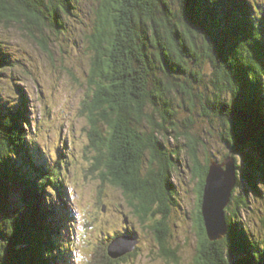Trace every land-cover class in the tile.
I'll use <instances>...</instances> for the list:
<instances>
[{
    "label": "trees",
    "instance_id": "1",
    "mask_svg": "<svg viewBox=\"0 0 264 264\" xmlns=\"http://www.w3.org/2000/svg\"><path fill=\"white\" fill-rule=\"evenodd\" d=\"M81 2L0 0V27L16 29L46 48L52 35L66 31ZM91 8L94 28L85 40L92 52L93 93L83 113L91 123L96 152L92 170H101L105 180L122 188L142 223L153 218L154 205L163 207V198L176 190L172 169L181 164L177 150L170 153L155 139V133L167 128L148 111L154 109L169 121L175 118L170 92L187 95V111L194 113L199 106L211 126H223L226 157H233L238 167L237 186L243 180L250 191L242 196L240 189L239 194L234 190L226 209L228 233L211 242L201 207L213 159L201 163L198 139L183 123V136L194 144L190 170L199 180L196 264H264V218L262 232H255L241 215L253 207L251 195L262 200L264 215V4L93 0ZM10 52L0 47V77L18 67ZM22 93L20 105L14 106L0 92V264H68L60 232L67 213L74 217L69 194L60 169L56 177L54 166L28 140L25 126L30 121ZM143 151L151 157L146 174ZM130 236L136 239L135 230Z\"/></svg>",
    "mask_w": 264,
    "mask_h": 264
},
{
    "label": "rangeland",
    "instance_id": "2",
    "mask_svg": "<svg viewBox=\"0 0 264 264\" xmlns=\"http://www.w3.org/2000/svg\"><path fill=\"white\" fill-rule=\"evenodd\" d=\"M258 2L264 4V0ZM92 4L93 0H82L66 31L52 35L46 48L16 29L0 27V47L10 50L12 58L19 60L12 73L0 77L1 99L17 106L24 92L30 121V126H25L28 140L37 151L39 149L44 160L54 166L55 176L56 169H60L64 178L74 215L70 218L67 213L60 232L69 252L68 264H196L201 242L194 221L199 180L190 170L189 154L194 144L183 136V123H189L188 131L198 139V156L203 164L209 158L224 160L228 155L229 149L220 136L223 126L220 123L211 126L200 116L199 106L193 114L187 111L185 106L190 108L188 96L179 95L174 89L169 94V102L175 118L165 121L161 113L154 109L148 111L157 123L167 128L164 129L167 132L155 133V139L162 141L168 152L178 151L175 158L181 167L172 169L177 205L172 207L166 221L168 231L158 225L164 218V208L158 204L153 207L154 217L142 223L122 188L105 180L101 170H92L96 152L90 135L91 123L83 113L93 93L89 83L92 52L85 40L94 28ZM142 126L145 129L148 125ZM143 153L142 174H146L151 157L148 151ZM238 189L242 196L250 193L243 180L236 187L237 194ZM248 200L253 207L249 213L241 215L249 222L251 230L262 232L263 202L252 195ZM127 230L131 233L135 230L137 249L121 260H108L112 238L126 234ZM160 235H165L163 245ZM165 250L169 251V256Z\"/></svg>",
    "mask_w": 264,
    "mask_h": 264
},
{
    "label": "water",
    "instance_id": "3",
    "mask_svg": "<svg viewBox=\"0 0 264 264\" xmlns=\"http://www.w3.org/2000/svg\"><path fill=\"white\" fill-rule=\"evenodd\" d=\"M237 184L238 167L233 157L213 159L210 162L203 188L201 211L207 237L211 242L222 240L228 233L226 209L231 203ZM119 237L108 247V256L113 260L133 253L139 243L130 235Z\"/></svg>",
    "mask_w": 264,
    "mask_h": 264
},
{
    "label": "flooded vegetation",
    "instance_id": "4",
    "mask_svg": "<svg viewBox=\"0 0 264 264\" xmlns=\"http://www.w3.org/2000/svg\"><path fill=\"white\" fill-rule=\"evenodd\" d=\"M176 166H174L175 168ZM173 195L172 197L169 196V194L167 193V195L163 198L164 200V218L162 219V221L158 224L160 228L164 229L165 231H168V229L166 228V221L168 220L169 216H170V211L172 209V207H175L177 205V200L175 199V196L177 198V192L176 190L173 191ZM198 207H199V198L197 197V204H196V208L197 211L195 212V216H194V221L197 222V220L199 219V213H198ZM163 234V233H162ZM159 241L163 244H165V235H160L159 236ZM167 253H169L168 250H165Z\"/></svg>",
    "mask_w": 264,
    "mask_h": 264
},
{
    "label": "bare ground",
    "instance_id": "5",
    "mask_svg": "<svg viewBox=\"0 0 264 264\" xmlns=\"http://www.w3.org/2000/svg\"><path fill=\"white\" fill-rule=\"evenodd\" d=\"M66 169V168H65ZM58 174V173H57ZM67 177V176H66ZM66 180V179H65ZM71 187V186H70ZM130 233V235H132V233L131 232H129ZM123 236H129L128 234H122ZM121 235V236H122ZM121 236L119 237V238H121ZM115 238H117V237H115ZM114 238V239H115ZM113 238H112V241L114 240ZM112 243V242H111ZM111 243H109V245L111 244ZM109 247V246H108ZM138 247V246H137Z\"/></svg>",
    "mask_w": 264,
    "mask_h": 264
}]
</instances>
